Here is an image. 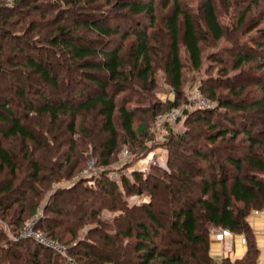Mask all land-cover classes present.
Listing matches in <instances>:
<instances>
[{"label": "trees", "instance_id": "1", "mask_svg": "<svg viewBox=\"0 0 264 264\" xmlns=\"http://www.w3.org/2000/svg\"><path fill=\"white\" fill-rule=\"evenodd\" d=\"M35 1H41L47 8L43 10L34 6ZM155 1L17 0L11 6L0 4V76L2 82H6L0 85V177L7 176L5 181L0 180V212L20 205L23 196L29 195L28 192L22 194V185L38 197L41 192L36 190L37 185L47 190L52 180L44 178L42 172H56L52 168L59 162L56 158L60 159L62 155L66 162L70 161L68 157L76 151L79 140L83 146L84 141L89 143L91 133L88 131L97 125L96 120L101 122L100 129L106 135L100 145L102 160L96 162L103 169L110 166L109 161L121 139L126 140L125 145L130 147V142L145 138V127H133L137 111L126 106L134 101L133 97H119L135 87L146 93L153 91L156 88L154 77L158 58L174 100L166 105L158 100L154 106H164V112L180 106L186 68L181 51H184L188 66L197 71L203 62L202 44L209 37L217 42L227 37L228 32L219 22L213 0H201L195 14L183 9L179 0H163L164 9L170 5L171 8L162 24L157 22ZM52 11L57 14L50 20L30 21L24 29L31 32L42 27L45 31L39 30L42 37H38V32L36 38L28 40L26 34L18 33L19 25L24 21L14 19L37 13L42 20ZM246 13L239 18L242 24L234 28V35L243 27ZM59 22L63 24L59 25ZM255 33L251 36L254 41L248 54L235 51L230 54L233 70H239L245 64L258 65V54L264 51V29ZM160 34L163 42L158 36ZM161 43L163 49L159 48ZM237 47L241 46L235 45L234 48ZM260 63L262 70L263 60ZM28 72L36 78V85L25 84L22 80ZM15 73L18 75L13 80ZM246 79L243 84L239 75L226 78L224 89L228 90L229 97H217L216 87L209 88L206 98L217 103L213 109H198L194 114L185 112V122H190L193 115V123L203 122L213 132L205 138L209 145L206 152L192 150V155L205 163L196 167L200 182L194 189L192 182L187 183L186 196L181 201L175 199L178 207L170 212L167 225L153 212L151 197L135 207L127 205V197L141 195L140 188L151 182L155 184L153 191L161 186L172 193L170 182H160L156 176L151 180V175L143 176L134 171L131 176L138 186L135 193V186L130 185L128 178L112 179L105 170L98 177H83L71 187L58 189L52 198L56 201L62 199L64 206L51 213L62 217V220L44 219L40 227L53 240L60 241L68 235L75 242L68 245V253L75 260L73 264H260V251L256 238L248 230L247 216L251 209L264 208V158L254 150L256 146H264V140L256 138L262 134L257 132L253 136L252 132L260 125L259 118H264V80L261 76ZM247 81H252L263 95L256 99H243L241 96L249 87ZM198 90L203 95L201 86ZM92 115L95 126H89L88 117ZM116 119L119 122L117 128ZM63 123L66 139L59 135L62 129L58 132ZM168 133L165 142L171 140V130L168 129ZM241 135L247 141V148H226L222 152L225 163L216 165L212 155L216 153L214 146L217 141L227 139L233 146ZM74 136L78 137L77 140ZM177 140L182 142L184 137H177ZM16 142L27 164L23 179L19 176L24 167L17 160ZM146 145L145 151L148 149ZM59 147H67L68 150L58 154ZM39 150L41 154H37ZM52 151V156L56 155L55 161L46 168L40 157L50 155ZM64 163L57 165L59 171ZM166 164L176 167L178 175L186 176L174 157L171 160L169 155ZM245 165L249 171L259 175L240 177ZM165 176L175 178L172 173ZM185 178L192 181L191 175ZM86 183L95 188L82 189L80 185ZM20 192L21 195L15 196ZM69 195L72 196L64 198ZM34 207L19 206L22 214L27 210L33 212ZM103 210L116 211L119 215L109 224L102 223L98 217ZM134 210L142 211L145 219L131 216ZM198 218L214 229L235 234L245 230L247 251L233 260L213 258L208 254L206 228L199 225ZM124 220L128 221L126 226L121 225ZM85 226H90L86 238L78 239L77 233ZM131 238H134L132 244H124L125 239ZM27 243L37 247L29 252L30 264H68L35 242L22 240L9 241L10 247L0 249V261L16 260L15 249H23ZM43 251L49 252L50 256L46 263L40 259Z\"/></svg>", "mask_w": 264, "mask_h": 264}, {"label": "rangeland", "instance_id": "2", "mask_svg": "<svg viewBox=\"0 0 264 264\" xmlns=\"http://www.w3.org/2000/svg\"><path fill=\"white\" fill-rule=\"evenodd\" d=\"M3 2L0 4H6L8 6H11L13 3L8 2L7 0H2ZM215 4V8L217 10L218 19L221 25L224 27V29L228 32L227 37L215 42L211 37L207 39L205 43L202 44V53H203V62L202 66L199 70H193L188 66L184 54V51H181L182 58L184 59V63L186 68L183 71L184 74V80L182 85V99L180 101V106L178 107L179 110L183 109L190 114H194L198 109L195 107L188 106V100L191 98L192 100H195L196 98L205 99L208 100L207 97V90L211 87H216V96L217 97H229L228 96V90L224 89L226 86V78H232L237 75H239V79L243 81V84L246 82V78L251 79L255 76H261L264 80V68L260 70L262 65H259L260 62H264V51H261L258 54V65H248L245 64L241 67L239 70H233V61L230 59V55L232 51H235L237 53H244L248 54V49L251 42L254 41L251 36L256 34L255 32L260 29H264V0H213ZM179 3L181 4L182 8L191 12L192 14H195L199 10V5L201 3V0H179ZM37 6L38 8L45 9V7L41 1H35L34 6ZM171 8V5L164 9L163 7V0H156L155 1V10H156V16H157V22L162 24L165 16L167 15L169 9ZM244 12L246 13L244 25L237 32L236 35H234L235 27L239 26L241 20L239 18H242V14ZM57 14L56 11L49 12L45 15V17L39 19V15L32 14L27 18L19 17V19L16 20H23L24 24L19 25L20 32L13 29V31L16 33L26 34L28 40H31L33 38H36V35L38 37H42L43 33L45 32L41 28H37L35 31L29 32V30H25L26 24H28L30 21H43V20H50ZM44 23V22H41ZM63 24L59 22V25ZM57 24V26H59ZM54 26V25H53ZM52 26V27H53ZM159 28V27H158ZM254 28H257L254 30ZM18 30V27H17ZM41 30V31H39ZM234 30V31H233ZM229 33L231 34L229 36ZM161 38V41L163 42V36L160 34L158 35ZM241 36V37H240ZM239 40H235L236 38ZM160 41V42H161ZM244 41V43H243ZM263 41V40H261ZM249 42V43H248ZM260 42V41H259ZM264 42V41H263ZM128 44V43H127ZM158 45V44H157ZM235 45L241 46L234 48ZM163 49L162 43L159 46V48ZM126 48V47H125ZM255 50L257 51L256 47ZM8 52V51H6ZM30 51L28 50V53ZM159 52V51H158ZM33 55L35 58L37 57V54L34 52ZM160 54V53H159ZM44 59V58H43ZM39 60V59H38ZM261 60V61H260ZM261 64V63H260ZM258 66V68H257ZM19 73H22L21 70H19ZM18 74H13V80L15 76ZM28 76V77H27ZM27 76H23L22 80L24 83H28L29 85H36V78L34 75L31 74V72L27 73ZM19 78V76H18ZM155 83L156 88L151 92H143L142 90H138L137 87L133 90V88L130 91H127L128 93H124L120 95V99L125 97H133V102L128 103L126 106L127 108H135L137 111L136 119L134 122L133 127H145L146 128V134L145 138H139L138 142L132 143L130 142L131 146L128 147L125 145L126 140L121 139L119 147L116 151V153L112 156L110 159V166L106 169H103L100 165H98L96 162H100L102 158L100 157V145L105 141L106 135L101 131L100 129V123L96 120V126L95 124H92V120L94 119V116H89L88 119L90 120L89 126L92 124L95 127H92L89 129V133H91V136L89 137V143L84 141V146L81 145L82 140H79V143L75 147V152H73L72 155H69L68 159L70 161L66 162L64 155L60 156V159L56 158V155L52 156L54 154L51 153V157H48L50 155H42L40 157L41 164L46 166V168H49L51 166V163H54L55 158L56 160H59L57 165H60L62 162H65L62 169L59 171L60 167L54 166L53 171L56 170V172L47 173L42 172V176L46 179L51 178V183L48 185V189L45 190L43 186L37 185L39 187H36V190L41 194L39 197L36 195H33L30 193L29 190L24 189V186L20 187V191L22 194L25 192H28V196H23V202L21 201V204L13 205L9 211H2L0 212V249H5L7 247H10L9 241H26V242H34V239L26 237L28 234H31V232H41L48 240L52 242H56L62 246L68 247V245L75 244V242L70 240V237L68 235L65 236L60 241L51 239L48 234L40 227L41 222L45 220L49 221H56V220H62V217H57L56 215L52 214L53 210L55 208L62 209L64 204H61V200L56 201L52 198V195L58 190L63 189L67 187H71L77 182H79L83 178V172L86 170L91 163L94 164V166H97L100 170H106L109 174L110 178L118 180L120 177L122 178H128L129 183L131 186H135L133 189L136 193V190H138V186L135 185L134 179H132V174L134 171L140 172L143 176H150L151 180H153V177L156 176L157 180L160 182H170L171 184V191L172 193L166 192V190H163L161 186H159V189L153 191L152 187L155 185L151 182L148 186L145 185V187L140 188L142 191L141 195H134L131 194L127 197V205L129 207H135L140 206L143 202H147L150 200V197L153 199V212L157 215L158 219L161 220L162 223L167 225L170 212L173 209H176L178 207V201H175L179 199L181 201L183 196H186V192L188 189L185 187L187 183L192 182L193 183V189L194 187L200 182L199 172L196 170V167L200 165H205L204 162H201V160L197 159L192 155V150H198L201 153H204L207 151V148H209V145L207 144L205 138H207L208 135H210L212 129L209 128L208 125L204 124L203 122H196L193 123L195 116L192 115L190 117V122H185V115L179 119L177 122L173 124H166L162 125L160 123L161 117L164 116L167 112H164V106L162 107L163 103L172 102L174 100V94L172 92V89L169 87L167 80L164 77L163 70L161 68V60L158 58V62L155 64ZM223 78V79H220ZM20 79V78H19ZM223 80V81H222ZM21 81V80H20ZM26 81V82H25ZM249 84V87L245 90V92L242 94V98L247 99H256L257 97H261L262 91L257 89V87H254L252 81H247ZM6 82H2L1 76H0V85H5ZM202 88L203 95L201 91L198 90V87ZM160 101L162 104L161 107L156 108L154 106V103L156 101ZM209 101V100H208ZM215 106L217 105L216 101H210ZM152 106V108H150ZM151 109V110H150ZM157 113V116L155 114ZM154 115V116H153ZM261 121L253 129V136H256V133L259 132L262 134V136H257L256 138L258 140H264V118H259ZM119 122L116 119L115 120V126L118 127ZM65 123L62 124V127L58 130L62 129V131L59 133L62 134L63 139H66V133H65ZM31 129V128H30ZM168 129L171 130V140L165 142V138L169 135ZM63 132V133H62ZM212 134V133H211ZM183 136L184 140L180 142L177 140V137ZM74 140H77V136L73 137ZM37 139L40 140V137L37 136ZM147 144V145H146ZM145 145L148 147V149L145 151ZM230 141H220L218 140L216 145L214 146L216 153L213 154V159L216 163V165L224 164V156L222 152L229 148L241 150L242 148H247L248 144L246 139L241 135L239 136L233 146H230ZM14 149L20 153L19 150V144L16 142L14 144ZM65 150H68L67 147H59L58 154H61ZM91 150H94L92 153ZM255 152L262 155V158H264V146H256L254 148ZM81 151V152H80ZM17 153V160L19 164L23 165L24 169L23 171L19 172L20 178H25L24 175L27 171H25V167L27 166L26 162L23 159V156L21 153ZM55 153V154H56ZM37 154H41L40 150ZM80 154V155H79ZM170 155L171 160H173V157L176 160V164L179 168L182 169V172L184 175L192 176V181L190 179H186L185 177H182L180 174L178 175L176 171V167H168V164H166L167 157ZM66 156H68L66 154ZM211 158V157H210ZM209 159V158H208ZM98 160V161H97ZM50 161V162H49ZM198 164V165H197ZM50 165V166H49ZM27 170V169H26ZM169 173L174 174L175 178L171 179V177H166L165 174L168 176ZM177 174V175H175ZM250 174L259 175L253 171H249L248 168L244 167L243 172L240 174V177L247 178L250 176ZM59 175V177H58ZM177 176V177H176ZM7 176L1 175L0 180L5 181ZM49 180V179H48ZM54 180V181H53ZM183 184V186L181 185ZM82 189L84 188H95L92 184L86 183L80 185ZM147 186V187H146ZM197 187V186H196ZM192 188V187H191ZM44 189V191H42ZM187 189V190H186ZM190 190V189H189ZM21 192L16 194L15 196L21 195ZM177 193V194H176ZM193 193H196V191H193ZM176 194V196L174 195ZM197 194V193H196ZM72 195L64 197L65 199L70 198ZM22 197V196H20ZM35 205V207H34ZM19 206H31L34 207L33 212L31 210H27L24 214H22V210L19 208ZM30 209V208H29ZM59 209V210H60ZM130 209V208H129ZM45 210H48L45 212ZM255 211L258 212H264V208H257L251 209L248 213L247 220L252 221L256 223V219L261 218L260 216L253 215ZM54 212H57V210H54ZM119 215V212L116 211H109V210H103L100 212V215L98 219L102 223H111L116 219V216ZM20 216V217H19ZM131 216L136 217L137 219H145V216L142 211L134 210L131 214ZM263 217V216H262ZM126 222L128 221H122L121 225L126 226ZM199 225L202 226L204 229L206 228V236L209 244V252L208 254H215L218 252V250H221V255L218 257H215L216 259L228 257L230 260L236 259L237 254L243 255L247 251V234L245 230L243 232L235 234L231 233L227 230H220V229H214L211 227L206 226L204 224L203 220L201 218H198ZM263 223H264V217H263ZM90 226H85L82 230H80L77 233L78 239H85L86 234L89 230ZM263 231V228H260ZM248 230L250 233L254 235L256 238V232L258 230H252L250 227H248ZM241 240V241H240ZM256 238V243L257 242ZM134 241V238L131 239H125L124 244L129 243L132 244ZM11 244V243H10ZM241 244V245H239ZM243 244V245H242ZM263 246H264V239H263ZM38 245V244H37ZM25 248L23 249H15L14 253H17L16 260H3L0 261V264H30V253L31 250L36 249L37 247L33 245L32 243L25 244ZM41 246V245H39ZM43 247V246H41ZM240 247H242V250H240ZM26 248L28 250H26ZM45 248V247H43ZM49 250L48 248H45ZM50 252L54 253L55 255L59 256L64 260V257L59 255L58 253H55L53 250H49ZM1 253V251H0ZM13 253V254H14ZM1 256V254H0ZM216 256V255H215ZM224 256V257H223ZM262 256V257H261ZM50 258L49 252H42L40 259L46 263V261ZM51 258L58 260L56 256L51 255ZM66 258H68V264H73L75 262L74 258L69 255L67 252ZM264 259V255L259 254V259ZM262 261V260H261ZM260 261V263H261ZM66 263L67 260H64ZM156 264V262L152 263Z\"/></svg>", "mask_w": 264, "mask_h": 264}, {"label": "built area", "instance_id": "3", "mask_svg": "<svg viewBox=\"0 0 264 264\" xmlns=\"http://www.w3.org/2000/svg\"><path fill=\"white\" fill-rule=\"evenodd\" d=\"M7 1L10 3H13L14 1H17V0H7ZM188 102H189L188 106L192 105L196 109H213L215 107V105L213 103H211L210 101L205 100V99H200V98H196L195 100H192L190 98L188 100ZM185 112H187V111H185L183 109L179 110V108L172 109L169 112H167L166 114H164V116L161 117L160 123H162V125L173 124V123L177 122L179 119H181L184 116ZM103 172H104V170H100L97 166H94V164L91 163L90 166L86 170H84L83 177H85V178L98 177ZM253 215L260 216L261 219L263 220L264 212L255 211ZM248 225L252 230H257L256 223L249 220ZM26 237L34 239V242L36 244L41 245L45 248H48L49 250L51 249L55 253H58L59 255L63 256L64 260H67L66 263H68L69 260H68V258H66V254L68 252V247L62 246L56 242H52V241L48 240L41 232H33L32 231L31 234H28ZM220 255H221V250H218V252H216L215 254H211V256L213 258L218 257ZM260 264H264V261L262 260Z\"/></svg>", "mask_w": 264, "mask_h": 264}, {"label": "crops", "instance_id": "4", "mask_svg": "<svg viewBox=\"0 0 264 264\" xmlns=\"http://www.w3.org/2000/svg\"><path fill=\"white\" fill-rule=\"evenodd\" d=\"M256 225H257V232H256V238L258 239L257 240V242H258V244H257V246H258V249H259V251H260V255L262 254V255H264V246H263V239H264V230L263 231H259V230H261L260 228H263L264 227V223H263V220L261 219V218H258V219H256ZM241 241V240H240ZM239 245H241V244H239ZM243 245V244H242ZM240 250H242V247H240ZM236 256V258H238V257H241L242 256V254H241V252H240V254H237V255H235ZM262 257V256H261ZM261 260H263L264 261V259L262 258V259H260V261Z\"/></svg>", "mask_w": 264, "mask_h": 264}]
</instances>
